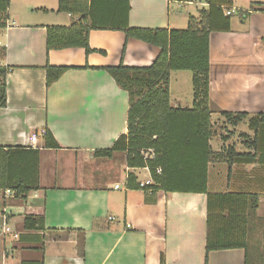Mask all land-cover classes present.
<instances>
[{"label":"crops","instance_id":"obj_1","mask_svg":"<svg viewBox=\"0 0 264 264\" xmlns=\"http://www.w3.org/2000/svg\"><path fill=\"white\" fill-rule=\"evenodd\" d=\"M229 1L222 11L234 9L237 18L231 14L229 30L209 37V144L216 152L233 146L254 161H210L207 188L256 193L258 204L247 213L244 248L211 250L206 264H264V124L250 130L248 119L232 126L220 115L264 113V0ZM57 7L58 0H9L0 27V48L6 49L0 64L12 68L0 108V145L26 147L27 134L42 128L60 145L45 148L40 137L33 147L39 150V190L24 198L0 190V264H160L161 254L165 264H205V193L160 190L147 202L142 190L125 184L129 173L138 184L147 178L144 167H128L125 151L93 154L127 133L129 96L108 72L91 67L151 65L160 49L126 39L121 28L182 29L189 16L207 9V0H92L90 16L105 28L91 29L88 43L104 53L47 50V26L69 27L80 18ZM46 65L67 70L47 86ZM173 72L170 105L183 107L172 102ZM142 169L147 177L137 174ZM27 215H43L45 230L24 229Z\"/></svg>","mask_w":264,"mask_h":264},{"label":"trees","instance_id":"obj_2","mask_svg":"<svg viewBox=\"0 0 264 264\" xmlns=\"http://www.w3.org/2000/svg\"><path fill=\"white\" fill-rule=\"evenodd\" d=\"M184 2L187 0H170ZM92 0H58V12L80 16L69 27L47 26L46 49L59 50L68 47H83L86 53L101 52L92 49L88 43L91 29L105 28L91 18ZM207 9H200L198 16H189L182 29L130 27L121 29L125 38L130 37L157 46L160 51L151 65L144 67L116 66L91 67L108 72L116 84L129 96L127 111V133L120 135L108 149L96 150L95 156L111 157L114 152H126V163L131 168L148 165L152 184L140 186L136 177L129 173L126 186L145 193L147 202L153 201L158 191L205 193L207 195L206 245L211 250L240 248L245 246L247 213H254L258 204L256 193L225 192L209 193L207 188V167L210 161L250 163L254 155L236 152L233 146L223 151H213L209 144L212 136L209 107V37L214 31H228L230 15H224L223 5L229 0H207ZM9 0H0V27L5 26ZM251 8L250 10H252ZM245 18V10H239ZM89 18V23L83 21ZM115 28V27H111ZM126 49L123 43L121 57ZM5 47L0 48V57L5 56ZM89 68L90 66H84ZM12 68L0 64V108L6 106V77ZM67 67L46 65V85L55 82ZM172 71H190L193 87L190 107L170 105L169 76ZM226 122L232 126L248 119V128L255 130L264 124V113L253 116L245 112L220 111ZM43 146L59 148L49 130L44 128ZM152 148L156 159L146 162L140 150ZM160 168L161 172L156 173ZM39 150L29 146L0 145V190H11L14 197L24 198L33 190H39ZM43 215H27L23 228L45 230ZM94 228H97L93 224ZM21 264H43L22 262ZM160 264H165L163 255Z\"/></svg>","mask_w":264,"mask_h":264},{"label":"rangeland","instance_id":"obj_3","mask_svg":"<svg viewBox=\"0 0 264 264\" xmlns=\"http://www.w3.org/2000/svg\"><path fill=\"white\" fill-rule=\"evenodd\" d=\"M232 18L236 19L237 16L234 15ZM186 79V85H185ZM172 80V102L176 105H184L190 107L192 104L193 97V87L191 83V72L190 71H175L173 72ZM219 139V138H218ZM137 174L139 177H147L146 171L138 170Z\"/></svg>","mask_w":264,"mask_h":264},{"label":"built area","instance_id":"obj_4","mask_svg":"<svg viewBox=\"0 0 264 264\" xmlns=\"http://www.w3.org/2000/svg\"><path fill=\"white\" fill-rule=\"evenodd\" d=\"M235 12H236V11H235L234 9H231V10L227 9V10H226V14H227V15L233 14V13H235ZM44 133H45V131H44L43 128H42L40 131H31V132H29V134H27V136H26V140H25L27 146L33 148V147L37 144L38 139H39L40 137H42V136L44 135ZM140 156H141V157H142L147 163H148V162H152V161H154V160L156 159V154H155V152H154V150H153L152 148H144V149H141V150H140ZM144 169H145L146 171H148V173H150V172H149V167H148V165H146V166L144 167ZM160 172H161L160 168H157V169H156V173L159 174ZM126 180H127V177L125 178V184H126ZM148 184H152V178H151L150 175H149L147 178H145L144 180L139 181V185H140V186H144V185H148ZM118 187H119V185L116 184V185H115V188H118ZM4 192H6V193H11L12 195H14V192L11 191V190H4Z\"/></svg>","mask_w":264,"mask_h":264}]
</instances>
